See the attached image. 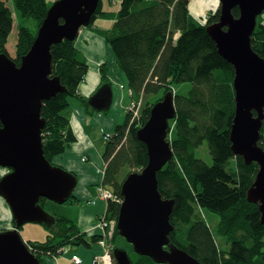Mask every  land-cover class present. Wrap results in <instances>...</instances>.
<instances>
[{
    "label": "trees",
    "instance_id": "trees-1",
    "mask_svg": "<svg viewBox=\"0 0 264 264\" xmlns=\"http://www.w3.org/2000/svg\"><path fill=\"white\" fill-rule=\"evenodd\" d=\"M121 1L118 11L113 12L102 10V0L94 18L98 15L113 20L112 29L101 34L125 74L134 99L142 96L143 108L136 123L131 125L130 113L126 111L125 123L117 126L106 141L102 186L122 201L121 187L127 175L142 171L148 164L147 147L138 139L137 132L149 119L152 107L171 92L176 117L170 121L167 140L173 158L158 173L162 198L175 201L171 219L175 231L170 235L171 241L202 264H264L261 212L259 205L247 199L259 166L257 163L246 166L243 159L232 152L230 134L236 107L235 72L233 66L220 56L207 32L209 26L219 22L220 1L218 10L205 15V22L200 26L191 24L192 0ZM8 2H12L20 19L15 57L19 66L53 3L48 0H0V54L7 55L8 40L14 28V12ZM232 13L235 17L240 15L238 8ZM28 19L35 22L34 30L24 25ZM251 43L253 50L264 59V23L259 20ZM51 54L52 77L59 78L67 91L44 102L42 108V117L46 121L42 131L44 155L50 162L76 141L65 112L73 98L84 100L79 88L90 67L75 41L63 40L53 45ZM101 73L102 85L110 84L105 65ZM186 83L191 84L188 94L176 93L175 89ZM84 102L94 111L88 100ZM205 142L212 157L211 165L196 157L197 149ZM260 146L264 149V126ZM75 202L73 195L68 203ZM120 206L121 203L109 200L107 219L117 220ZM198 209L219 215L217 234L225 238H221L222 242L216 240L204 217V220L200 218ZM13 223L16 225L14 220ZM46 227H58L60 241H53L51 235L44 243L25 241L40 260L42 255L54 257L47 253H55L66 245L102 249L99 246L104 239L102 235L88 237L69 218L56 217L55 224ZM118 237L115 231L111 241L116 243ZM111 255L112 264H118L113 253Z\"/></svg>",
    "mask_w": 264,
    "mask_h": 264
},
{
    "label": "water",
    "instance_id": "water-1",
    "mask_svg": "<svg viewBox=\"0 0 264 264\" xmlns=\"http://www.w3.org/2000/svg\"><path fill=\"white\" fill-rule=\"evenodd\" d=\"M220 19L207 28L218 53L234 68L235 118L230 139L232 152L246 166L257 163L259 172L247 192L248 202L259 205L264 225V149L260 146L264 126V59L252 48L251 38L264 0H219ZM101 0H55L38 29L36 38L21 58L0 54V167L11 172L0 179V197L11 208L16 226L0 232V264H41L18 232L25 224H55L56 217L40 205L41 198L57 204L68 202L77 186L75 174L50 162L44 155L42 117L44 102L66 92L52 77L53 45L75 41L82 28L91 25ZM238 8L239 17L232 11ZM61 21L63 23H61ZM110 84L89 98L97 111L112 106ZM176 117L174 94L156 103L137 136L147 147L148 164L127 175L121 187L118 231L140 256L155 264H202L177 247L170 238L175 201L163 199L158 173L173 158L168 142L170 121ZM118 264H133L129 253L113 250Z\"/></svg>",
    "mask_w": 264,
    "mask_h": 264
},
{
    "label": "crops",
    "instance_id": "crops-1",
    "mask_svg": "<svg viewBox=\"0 0 264 264\" xmlns=\"http://www.w3.org/2000/svg\"><path fill=\"white\" fill-rule=\"evenodd\" d=\"M115 5L116 4L113 3L112 8L111 6H104V11H118L119 7L117 5V7H115ZM218 6L219 3H214V8L212 10L217 9ZM208 13H206V15H208ZM190 16H192L191 9ZM107 20L110 21V24L113 23V20L110 18H107ZM107 30L96 29L95 31H99L101 34ZM75 46L85 56L87 61L90 59L89 55L92 51L98 52L100 55L99 63L103 64V62H107L108 74L110 78L109 83L112 84L114 89V99L111 106L114 108V111H111V108L109 111L103 112L97 110L91 111L84 101L89 100V98L92 97L102 86L99 75L100 64L97 68L95 64L96 62L93 63L92 70H90L89 67L90 72L86 79L81 83L79 88V94L83 96L84 100L73 98L69 108L65 112V116L69 119L71 130L76 137V141L69 146L63 155H60L59 157L57 156L54 159V161L57 159L55 161L56 164L61 165L65 169L69 170V172L75 174L77 177L78 182L74 191L76 202L73 205H76L79 208V213L77 215V220L73 221L77 224V227L80 229V231L86 233L89 237L91 234H100L99 230L95 229L96 221L100 215L105 213L107 209V204L97 198L96 191V187L103 181L105 168L104 162V166L101 167V170H103L102 175L96 168L102 165L99 152L100 141H105L104 138L102 139V132L108 131V133H114L116 130V128H114L116 124L120 123L117 125L120 126L125 123V112L126 107L130 102V96H128L127 93V79L124 76L125 74L121 75L119 73L121 70L117 65L116 58L114 57L109 61L108 56V58L103 60L104 55H107V52L109 54L110 51H112L103 35L99 36L95 34L94 31H90L88 28H82L81 32H79V36L75 40ZM91 48L92 50L90 51ZM111 76L114 77V80H111ZM119 84H124L125 88L118 89ZM123 119H125L124 122L122 121ZM84 157L87 158V165H85L82 161ZM93 168H95L97 172L94 171ZM93 201H96V203L93 204ZM13 228V214L11 208L7 202L2 197H0V231L10 230ZM27 231L24 233L25 237H27ZM28 241L36 242L41 240L39 237H33L29 238ZM68 248L70 249L64 253L62 258L59 259L57 258L58 256L48 258L46 259V264H72L70 260L73 254L78 255L82 259V264H93L94 258L102 253V249H100V247H97L95 250L91 251L92 253L88 251L81 252L80 248L75 251V247L71 246ZM78 252H80V254H78Z\"/></svg>",
    "mask_w": 264,
    "mask_h": 264
},
{
    "label": "rangeland",
    "instance_id": "rangeland-1",
    "mask_svg": "<svg viewBox=\"0 0 264 264\" xmlns=\"http://www.w3.org/2000/svg\"><path fill=\"white\" fill-rule=\"evenodd\" d=\"M53 1L54 0H48V2L51 3V4L53 3ZM113 3L116 4L118 7H120L121 4H122V1L121 0H112V1H110V0H103L102 5H103V7L104 6L105 7H110L111 6V8H112ZM214 3H217L218 4V0H192L191 1V5H190L191 14H192V16H191V24H193L194 26H200L202 23H204L205 22L204 17L206 15V13L210 12V10H212L214 8ZM7 5L14 12V28H13V31H12L10 37H9V40H8V50H9L8 53H9V56L11 58L15 59V57H16V49H17V41H18V23H19V20L20 19L17 16L18 14L15 11L12 2H8ZM116 5H115V7H117ZM103 7H102V10H104ZM218 8L216 10H218ZM94 15L92 17L91 25L88 26V27H86V29L88 28L90 31H94V33L97 34V35H99V36H102V35L99 33V31H95L96 29L97 30H107L108 28H109L108 30H111L112 29L113 23L110 24V21H108L107 19H105V18L102 19L103 16L96 15V18H97L96 19V18H94ZM97 16L100 17V18H98ZM258 18H259L258 19L259 22L264 23V13L261 14ZM24 25L27 26V27H29V28H31L32 30L35 29V22L32 19L25 20ZM91 50H92V48L90 49V51ZM89 56H90V59H88V63H89V66H90V70H92V64L95 63V62H96L95 63L96 66L98 68V65L100 64L99 63L100 62L99 61L100 60V55L98 54V52L92 51ZM108 56H109V61L112 58L115 57L114 54H113V52L110 51L109 54L107 52V55L106 54L104 55L103 60L106 59V58H108ZM104 65H105V68L108 69L107 62H103V64H100L99 65V72H100L99 75H100V83L101 84H102V80H103V75L101 73V68ZM89 72L90 71L88 69V74H89ZM119 73L121 75H124V73H122L121 71H119ZM107 77L110 80L109 74H108ZM125 78H126V76H125ZM111 80H114V77L111 76ZM110 85L112 87L113 99H114V89H113L112 84H110ZM124 88H125V85L124 84H119L118 85V89H124ZM190 89H191V84L186 83V84L179 85L177 87V89H175V91H176V93H179L181 95H186V94H188V92H189ZM118 91H120V90H118ZM127 93H128V91H127ZM129 94L130 93H128V96H129ZM129 98H130V102H129V104L126 107V111L128 113H130V119H129V121H130V125H131L132 123H136L137 119L141 115V111H142V108H143V98H142V96L136 97V99H134V97H129ZM78 99H80V98H78ZM131 101L134 102V104H130ZM112 103H113V101H112ZM85 107H86V105H85ZM111 111H114V108L111 107ZM125 114H126V112H125ZM124 120L125 119H123L122 121L124 122ZM118 124H120V123H118ZM118 124H116L114 128H116V126ZM113 134L114 133H112V132L111 133H108V131L107 132H102V139L103 138L105 139V141H103V142L100 141V143H99V152H100V156H101L102 165H100L99 167H96L99 170V173L101 175L103 174V172H102L103 170H101V167L104 166V162H105L103 160V153H104L105 148H106V144H107L106 141H108L111 138V135H113ZM63 154H61V155H63ZM196 157L199 158V159H201V160H203L204 162H206L209 165L212 164V157L210 155V152H209V149H208V145H207L206 142L197 149V151H196ZM54 159H53L52 163L55 166H59V167L65 169L61 165L56 164L55 161L57 159L55 161H54ZM82 161H83V163L85 165L88 164V162H86L87 161V158L86 157H84L82 159ZM105 168H106V164H105ZM105 168H104V172H105ZM65 170H67V169H65ZM93 170L97 172V170L95 168H93ZM1 171H2V169H0V172ZM67 171H69V170H67ZM93 175H95V174H93ZM93 175H92V177H93ZM100 185H102V183L99 184L97 187H99ZM96 191H97V198H98L99 192H98V190H96ZM103 192H104L103 194H105L107 192H110L111 193L112 191L109 190V189H107V188H105ZM99 199L102 200V201H104L108 205L109 198H106V197H104V196L101 195V197ZM117 202H118V198H117ZM40 205L44 208V210L48 214H50V215H52L54 217H57V218L58 217H66V218H69V219L71 218L72 220H75V221L77 220V215L79 213V208L76 205H73V204L68 203V202H66L64 204H57V203L52 202V201L47 200V199H44L42 201L40 200ZM197 212L200 213V218L202 220L205 219L204 221L206 222V224H208L211 227V229L213 231V234H214L216 240L219 241V242H222V239H225V238L224 237H220L217 234L218 224H219V221H220L219 215L216 214V213L210 212L208 210H199L198 209ZM203 217H204V219H203ZM97 221H99V220H97ZM15 226L16 225L13 223V227L14 228H15ZM27 229H28V231H27ZM26 231H27V237H25V234H24ZM57 232H58V227H52V229H49L44 224L28 223V224H25L21 228V236H23L24 241H26V242L28 241L29 238L39 237L41 241H38V242H43L44 243V242H46V241H48L50 239V238H48L49 235L53 236L52 237L53 238V241H56V240L57 241H60V238H57ZM105 233H100V235L103 236V235H105ZM91 235H94V234H91ZM111 240L107 239L106 245H104V246L101 245L106 250V252L113 253V249L116 246V247H119L121 249L126 250L129 253V256H130L133 264H152V262H153L152 259H150V258H148L146 256H140V255L136 254L134 252V250H133L132 245H130L126 241L125 238L119 236L117 238V240H116V243H115V241H111ZM68 247H70V246H68V245L63 246V247L59 248L55 253L48 252L47 255L58 256L57 258L60 259V258H62L64 256L63 254L66 253L68 249H70ZM229 247H230V245L228 246V249H229ZM79 248L81 249V252H84V251L91 252V251H93V250L96 249V246L94 248H92V249H88V248H85V247H75L74 249H75V251H77ZM224 250H226V249H224ZM78 254H80V252H78ZM95 258H94V260H95ZM112 263H113V261H112ZM93 264H94V261H93Z\"/></svg>",
    "mask_w": 264,
    "mask_h": 264
},
{
    "label": "built area",
    "instance_id": "built-area-1",
    "mask_svg": "<svg viewBox=\"0 0 264 264\" xmlns=\"http://www.w3.org/2000/svg\"><path fill=\"white\" fill-rule=\"evenodd\" d=\"M128 93L130 97H133L134 93L131 89L128 88ZM130 104H134V102L131 101ZM132 108V107H131ZM104 187L102 185H100L98 187V192H99V197L104 196L106 198H109V200H114L117 202V196H115L112 192H107L105 194H103L104 192ZM118 202L121 203L122 201L120 199H118ZM104 239L99 243V245H106L107 243V239L111 240L113 238V232L112 230H108L106 231L105 235H103ZM102 247V246H101ZM103 249V254L101 256H98L95 258L94 260V264H112V255L110 252H106V250L102 247ZM71 263L72 264H82V259L78 256V255H73L71 257Z\"/></svg>",
    "mask_w": 264,
    "mask_h": 264
},
{
    "label": "bare ground",
    "instance_id": "bare-ground-1",
    "mask_svg": "<svg viewBox=\"0 0 264 264\" xmlns=\"http://www.w3.org/2000/svg\"><path fill=\"white\" fill-rule=\"evenodd\" d=\"M0 169H5V168L0 167ZM73 195H74V193H73ZM107 209H108V205H107ZM107 209H106L105 213L100 215L99 218L97 219L99 221H96V225H95L96 228L95 229H98L100 233H105L108 230H112L113 238H114L115 231H117L119 234L118 227H117L118 226V219L117 220L116 219H107ZM13 229H10V230H13ZM2 231H7V230H2ZM2 231H0V232H2ZM18 232L21 235V230L18 229ZM119 236H120V234H119ZM22 238H23V236H22ZM34 256H36V255L34 254ZM41 257H43L42 260H40L38 257L37 258L40 260L41 264H43V260H44V263L46 264V259H48L49 257L44 256V255H42Z\"/></svg>",
    "mask_w": 264,
    "mask_h": 264
},
{
    "label": "flooded vegetation",
    "instance_id": "flooded-vegetation-1",
    "mask_svg": "<svg viewBox=\"0 0 264 264\" xmlns=\"http://www.w3.org/2000/svg\"><path fill=\"white\" fill-rule=\"evenodd\" d=\"M10 172L11 171L9 169H2V171L0 172V179H2L4 176L8 175Z\"/></svg>",
    "mask_w": 264,
    "mask_h": 264
}]
</instances>
